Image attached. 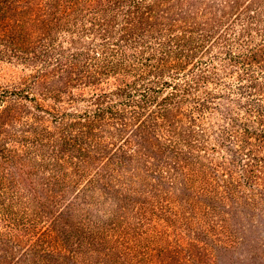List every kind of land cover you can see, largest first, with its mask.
<instances>
[{
  "label": "trees",
  "instance_id": "16d2710c",
  "mask_svg": "<svg viewBox=\"0 0 264 264\" xmlns=\"http://www.w3.org/2000/svg\"><path fill=\"white\" fill-rule=\"evenodd\" d=\"M0 264H264V0H0Z\"/></svg>",
  "mask_w": 264,
  "mask_h": 264
}]
</instances>
